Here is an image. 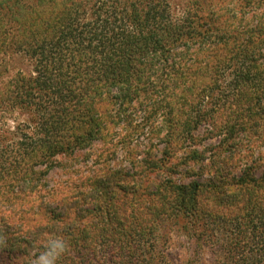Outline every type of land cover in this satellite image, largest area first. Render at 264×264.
Listing matches in <instances>:
<instances>
[{
    "label": "trees",
    "instance_id": "1",
    "mask_svg": "<svg viewBox=\"0 0 264 264\" xmlns=\"http://www.w3.org/2000/svg\"><path fill=\"white\" fill-rule=\"evenodd\" d=\"M47 1L0 3V54L34 60L0 90V264L50 238L57 264H178L174 231L190 264H264V0Z\"/></svg>",
    "mask_w": 264,
    "mask_h": 264
},
{
    "label": "rangeland",
    "instance_id": "2",
    "mask_svg": "<svg viewBox=\"0 0 264 264\" xmlns=\"http://www.w3.org/2000/svg\"><path fill=\"white\" fill-rule=\"evenodd\" d=\"M3 0H0V3ZM24 1H29V0H24ZM54 1H60V11L63 10L64 8V0H48L47 3H45L44 5H49V3L51 4ZM88 0H74L75 4L76 2H83L86 3V6H81L80 10H81V14H89L91 15L92 13V5L91 3H87ZM229 1H234V0H225V2H229ZM34 2V0H30V3ZM115 2L116 0H112L109 1L107 6H115ZM168 3H170V9L171 12H174L177 14V16H179V14H181L183 12V7L185 5L186 0H167ZM253 7H256V5L253 4ZM69 8H73V6L69 5ZM54 9V8H53ZM254 9L251 6L247 7L245 9V11L248 13L250 12V15H254ZM50 10H52V6L50 8ZM48 11L47 14L51 15L52 12ZM55 10V9H54ZM258 12V14L260 15V13H264V8H260L258 10H255ZM249 15V16H250ZM29 17L28 15H25L24 17ZM248 16V17H249ZM24 17H20V18H24ZM254 23H257V20H254ZM6 30L8 32V37H13L14 33L16 31V24L11 22V23H6ZM33 31V28H28L27 26H25V31L23 33L25 34H29L30 31ZM37 30L39 35H43V37L41 39L46 38V36H52V35H56L57 34V26L54 25V22H52V19H49V21H47V23H44L41 27L37 26ZM41 32V34H40ZM19 35L22 34L21 32H19ZM264 49V48H263ZM27 50V49H26ZM3 58V59H2ZM2 59V61H1ZM264 61V60H262ZM33 64H34V60L25 53V51L21 50V51H17L15 53H9L6 55V53H2L0 54V90L4 91L5 93L7 92V94L12 93L11 91H13V87L11 85H14L13 80L16 79V74L17 73H21L25 76H29L31 75L32 71H33ZM9 122L10 124L11 121H9V118H7V124L9 126ZM1 127L2 124L0 123ZM67 176V174H65L60 168L55 170V172L51 173L49 175V181L51 184L54 183H58L61 180H63L65 177ZM172 239L170 242V248H169V252L171 254L172 259L177 262L178 264H190V262H188V260H190V249H189V243L187 242V238L179 232H173L172 234ZM198 264H216L214 257L211 253V250L209 249H205V251L203 252V254L201 255V258L198 262Z\"/></svg>",
    "mask_w": 264,
    "mask_h": 264
},
{
    "label": "clouds",
    "instance_id": "3",
    "mask_svg": "<svg viewBox=\"0 0 264 264\" xmlns=\"http://www.w3.org/2000/svg\"><path fill=\"white\" fill-rule=\"evenodd\" d=\"M68 249V243L62 238H50L44 250L36 256L31 264H57Z\"/></svg>",
    "mask_w": 264,
    "mask_h": 264
}]
</instances>
